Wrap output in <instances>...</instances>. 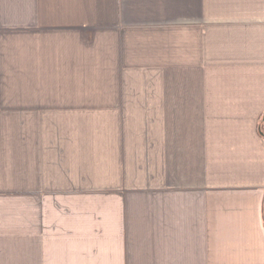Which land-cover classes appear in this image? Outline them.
<instances>
[{
	"label": "crops",
	"instance_id": "obj_1",
	"mask_svg": "<svg viewBox=\"0 0 264 264\" xmlns=\"http://www.w3.org/2000/svg\"><path fill=\"white\" fill-rule=\"evenodd\" d=\"M264 0H0V264H264Z\"/></svg>",
	"mask_w": 264,
	"mask_h": 264
},
{
	"label": "trees",
	"instance_id": "obj_2",
	"mask_svg": "<svg viewBox=\"0 0 264 264\" xmlns=\"http://www.w3.org/2000/svg\"><path fill=\"white\" fill-rule=\"evenodd\" d=\"M264 128V127H263ZM260 132L264 135V130H260Z\"/></svg>",
	"mask_w": 264,
	"mask_h": 264
}]
</instances>
